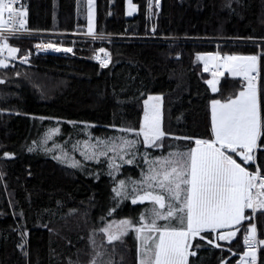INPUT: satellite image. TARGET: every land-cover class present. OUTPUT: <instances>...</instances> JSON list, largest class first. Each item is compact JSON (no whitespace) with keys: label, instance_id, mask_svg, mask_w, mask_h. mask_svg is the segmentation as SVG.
<instances>
[{"label":"trees","instance_id":"obj_1","mask_svg":"<svg viewBox=\"0 0 264 264\" xmlns=\"http://www.w3.org/2000/svg\"><path fill=\"white\" fill-rule=\"evenodd\" d=\"M21 1L27 29L87 27L86 0ZM132 2L136 10L127 15L125 0L95 1L91 32L114 39L78 41L68 55L39 54L0 67V264H137L133 231L122 228L118 239L100 233L106 220L135 213L127 199L110 213L118 200L111 187L131 182L135 169L146 171L156 158L188 159L197 142H212V103L234 99L245 86L225 74L211 90L200 54L258 59L255 163L244 166L236 151L230 153L264 174V0ZM10 42L17 54L32 47L30 39ZM96 48L109 52L104 69L91 59ZM154 96L162 101L161 133L148 144L142 117L144 102ZM41 120L44 148L27 142L38 121L40 138ZM72 138L78 139L74 145ZM59 154L89 166L77 170L51 157ZM255 221L257 264H264V209ZM251 224H238L235 234L218 239V247L194 237L187 264H238ZM91 238L105 241L101 249Z\"/></svg>","mask_w":264,"mask_h":264},{"label":"rangeland","instance_id":"obj_2","mask_svg":"<svg viewBox=\"0 0 264 264\" xmlns=\"http://www.w3.org/2000/svg\"><path fill=\"white\" fill-rule=\"evenodd\" d=\"M95 1L86 0L87 30L77 28L73 31L84 30L80 34L93 35L91 30L95 23ZM8 10L7 0H0V26L5 24ZM135 10L132 0H125V14L131 15ZM101 37L114 39L105 35ZM11 40L17 38L0 37V67L6 66V60L22 54H17L18 50L11 45ZM76 42L78 41H74ZM203 54L204 58L200 59L202 64L207 59V53ZM220 58L221 60L212 66L209 62L207 68L211 75L208 83L213 90L216 89L217 80L225 74L250 79L258 71V59L254 54L225 53L220 55ZM215 68L218 69L217 73L214 72ZM258 83L259 80L256 83H248L232 100L212 103L214 140L197 142L188 159L156 158L146 171L135 169L131 182L127 184L118 182L111 187L118 200L117 207L111 208L110 213L113 214L119 208L118 204L121 203L119 199L121 201L127 199L135 208V213L131 216L127 214L114 216L106 220L100 228V233L118 239L123 236L122 228L126 227L133 231L138 243L137 264H186L190 254L189 244L194 237L201 236L200 230L204 228L214 231L217 228H227L224 232L236 230L246 180L254 167L245 168L235 160L232 152L242 150L250 162H254L253 151L256 147L260 121ZM160 100V96H154L144 102L142 134L148 144L153 143L161 133ZM35 126L36 130L27 142L33 146L39 145L40 142L44 148L47 138L42 120L40 138L39 121ZM77 140L72 138L70 143L74 145ZM55 148L51 147L48 151H54ZM51 157L77 170H85L89 166L87 161H81L78 156L70 154ZM143 195L150 196L151 201L137 202L136 199ZM185 222L187 224L185 230L167 229L181 227ZM254 224L256 226V221ZM251 225L253 226V223ZM90 240L95 250L101 249L100 246L105 242L104 240L97 242L93 238ZM246 250L245 247L244 252ZM92 264L101 263L95 260Z\"/></svg>","mask_w":264,"mask_h":264},{"label":"built area","instance_id":"obj_3","mask_svg":"<svg viewBox=\"0 0 264 264\" xmlns=\"http://www.w3.org/2000/svg\"><path fill=\"white\" fill-rule=\"evenodd\" d=\"M9 10L7 19L4 25L0 26V37H9L17 39H30L32 41V47H26L23 49L21 55H17L14 58L6 60V66L8 63H26L32 56L39 54H57V55H68L73 50L74 41H102L104 37L97 35L80 34L77 31L72 32H57V31H35L27 29L23 26V10L24 5L21 0H7ZM93 62L98 65L101 69L106 68L109 65L110 57L109 52L104 48H96L91 56ZM9 61V62H8ZM202 64V62H201ZM205 64V65H204ZM207 59L202 64V68L207 72L209 66ZM214 72L217 73L218 69L215 68ZM259 80V72L254 73L250 79L243 77L241 81L244 85L253 83ZM4 79L0 76V83H3ZM255 163V155H254ZM264 209V174L254 164V168L250 170V173L246 180L245 191L241 201V220L240 223L251 221L252 232L248 237L244 239V246L247 250L240 254L241 258L237 262L241 264V260L245 259V264H257V250L259 247V240L257 236L256 226L254 221L258 211ZM227 228L213 229L204 228L200 230V238L205 240L207 243L218 247V239L225 237L224 231ZM214 233L213 238H209L204 233ZM218 232V236L216 233ZM191 241V240H190Z\"/></svg>","mask_w":264,"mask_h":264},{"label":"water","instance_id":"obj_4","mask_svg":"<svg viewBox=\"0 0 264 264\" xmlns=\"http://www.w3.org/2000/svg\"><path fill=\"white\" fill-rule=\"evenodd\" d=\"M236 156L239 158V160L243 163L244 166H248L250 164V161L247 158V155L244 151H242V150L236 151ZM136 201L140 202V203L149 202V201H151V197L147 196V195H143V196L138 197L136 199ZM159 204L161 205V202H159ZM235 232H236V230H231V231L226 232L225 234L228 235L230 233H235ZM245 263H246V260L242 259L241 264H245Z\"/></svg>","mask_w":264,"mask_h":264},{"label":"crops","instance_id":"obj_5","mask_svg":"<svg viewBox=\"0 0 264 264\" xmlns=\"http://www.w3.org/2000/svg\"><path fill=\"white\" fill-rule=\"evenodd\" d=\"M206 55V54H205ZM207 61L208 62H210L211 63V66L212 65H214V63L216 64V61H219V60H221V58H220V55L217 53V52H214V53H207ZM201 58H204V54H201L200 56H199V60L201 59ZM202 60V59H201ZM200 60V62H202ZM204 71V70H203ZM218 77V76H217ZM234 77V76H233ZM219 78V77H218ZM209 81V80H208ZM217 82H218V80H217ZM209 84V83H208ZM210 86V85H209ZM211 88V87H210ZM216 89H217V86H216ZM215 89V90H216ZM211 90H213L212 88H211ZM215 90H213V91H215ZM156 97H159V96H156ZM159 103H160V105H161V103H162V101L160 100L159 101ZM212 106V105H211ZM259 125H260V123H259ZM258 135H259V131H258ZM257 138H258V136H257ZM227 151H229V150H227ZM254 155H255V152H256V147L254 148ZM187 227V226H186ZM186 227L185 228H182L181 230H185L186 229ZM180 230V229H179ZM190 245V244H189ZM187 262H188V259H187V261H186V264H187Z\"/></svg>","mask_w":264,"mask_h":264}]
</instances>
